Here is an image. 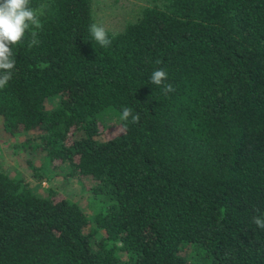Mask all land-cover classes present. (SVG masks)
<instances>
[{
	"label": "trees",
	"instance_id": "1",
	"mask_svg": "<svg viewBox=\"0 0 264 264\" xmlns=\"http://www.w3.org/2000/svg\"><path fill=\"white\" fill-rule=\"evenodd\" d=\"M93 19V0H0L2 127L37 181L43 148L101 203L88 227L0 164V264H264V0Z\"/></svg>",
	"mask_w": 264,
	"mask_h": 264
},
{
	"label": "rangeland",
	"instance_id": "2",
	"mask_svg": "<svg viewBox=\"0 0 264 264\" xmlns=\"http://www.w3.org/2000/svg\"><path fill=\"white\" fill-rule=\"evenodd\" d=\"M161 0H93V24L95 29L118 30L127 20H131L138 15L145 5L160 2ZM113 116V114H112ZM106 117V116H105ZM116 117L109 118L108 122H115ZM24 134H10L2 127L0 115V164L7 171L21 173L27 177L33 186H37L40 191L47 186H52L58 195H66L70 199L76 200L82 207L88 218V227H95V214L100 208V200L91 196L87 188L89 180L75 171H69V164L48 165L46 150L40 148L37 153H31V164L39 170L43 176L42 181H37L32 174V168L27 163L30 158L28 149H24L22 142ZM53 166V174L48 175L49 166Z\"/></svg>",
	"mask_w": 264,
	"mask_h": 264
}]
</instances>
